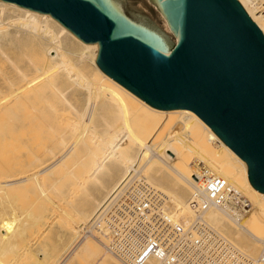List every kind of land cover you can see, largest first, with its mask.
Masks as SVG:
<instances>
[{"label": "bare ground", "instance_id": "bare-ground-1", "mask_svg": "<svg viewBox=\"0 0 264 264\" xmlns=\"http://www.w3.org/2000/svg\"><path fill=\"white\" fill-rule=\"evenodd\" d=\"M238 1L264 32V0ZM96 54V42L48 13L0 0V132L7 127L10 135L9 147L0 142V264H125L88 232L97 208L137 167L166 194L175 218L191 214L197 165L223 176L246 202L238 216L209 207L206 220L256 258L264 192L249 182L245 161L194 111L148 104L102 71ZM20 192L39 200L36 214L22 208ZM34 222L54 231L32 251L25 234ZM25 254L31 261L20 262Z\"/></svg>", "mask_w": 264, "mask_h": 264}, {"label": "water", "instance_id": "water-1", "mask_svg": "<svg viewBox=\"0 0 264 264\" xmlns=\"http://www.w3.org/2000/svg\"><path fill=\"white\" fill-rule=\"evenodd\" d=\"M3 1L96 42L98 67L148 104L194 111L264 192V32L238 0H150L175 42L144 0Z\"/></svg>", "mask_w": 264, "mask_h": 264}, {"label": "built area", "instance_id": "built-area-1", "mask_svg": "<svg viewBox=\"0 0 264 264\" xmlns=\"http://www.w3.org/2000/svg\"><path fill=\"white\" fill-rule=\"evenodd\" d=\"M194 170L191 214L175 218L166 194L135 167L97 208L88 232L96 230L125 264H144L150 257L161 264H264V245L253 258L204 216L209 207H226L229 216H238L245 200L223 176L205 166Z\"/></svg>", "mask_w": 264, "mask_h": 264}, {"label": "rangeland", "instance_id": "rangeland-1", "mask_svg": "<svg viewBox=\"0 0 264 264\" xmlns=\"http://www.w3.org/2000/svg\"><path fill=\"white\" fill-rule=\"evenodd\" d=\"M152 9H153V11L155 12V14H156V16L158 17V20H159V22H158V26L159 27H161V28H163V25H162V18H161V16H159L158 14H159V12H158V9H157V7L150 1V0H144ZM164 30V29H163ZM167 34H170V32L168 33V31H167ZM173 34V33H172ZM171 35V34H170ZM172 36V35H171ZM173 37H170V39L172 40V41H174V39H172ZM5 49L6 50H9L10 49V46H6L5 47ZM4 89V88H3ZM5 129L6 130H3V132H0V142H2V141H4L5 143H7V147H9V145H8V142H9V140H10V135L8 134V128L7 127H5ZM20 194V195H19ZM28 194H30V196H31V198L32 197H34L35 198V196H34V194L32 193V192H20V193H18V200L22 197V200H21V203L23 202V204H20L21 206H22V208L23 209H26V208H29L30 210H31V213L32 214H36L38 211H36L37 209H36V203H38L39 202V200H37V202L34 200V198H30V196H28ZM26 199V201H24ZM28 199V200H27ZM34 200V201H33ZM19 202V201H18ZM33 202V203H32ZM31 203V204H30ZM24 205V206H23ZM35 223L36 222H34V224H32L31 225V227L29 228V230H31V232H33V234H34V231L35 232H37V233H35L36 234V236H32L31 234H30V231L27 233V230H26V234H25V236H27L28 238L27 239H31V241H29V244H30V248H31V250L32 251H35V250H37L40 246H42L43 245V241L45 240V238H46V236L47 235H49V234H51L53 231H54V228H52L51 226H47L46 225V223H44V224H42L41 222H37L36 223V225H35ZM41 223V224H40ZM38 226V227H37ZM40 226L42 227V229L44 230H41L40 229ZM37 227V229H39V230H35V228ZM40 231H42V232H40ZM44 232V233H43ZM39 234V236H42V238L41 237H37V235ZM31 235V237H29ZM24 239H26V237L24 238ZM54 250H52V252H53ZM32 253V252H31ZM31 253H30V255H31ZM29 254V253H28ZM28 254H25L24 256H26L27 255V258H28ZM24 256H21V257H23V260H20L21 259V257H20V259H19V261L20 262H23L24 260H25V262L26 261H31V260H29V259H32L30 256H29V258L27 259L26 257L24 258ZM79 264H85L84 262L82 263V262H80Z\"/></svg>", "mask_w": 264, "mask_h": 264}]
</instances>
